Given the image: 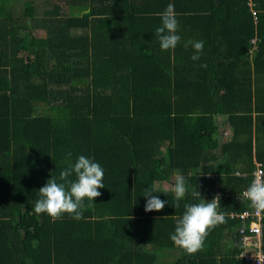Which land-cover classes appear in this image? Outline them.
<instances>
[{
  "label": "trees",
  "instance_id": "1",
  "mask_svg": "<svg viewBox=\"0 0 264 264\" xmlns=\"http://www.w3.org/2000/svg\"><path fill=\"white\" fill-rule=\"evenodd\" d=\"M10 3L0 0V264H250L230 213L251 206L241 193L255 162L264 176V0H27L21 15ZM169 3L181 42L163 51L155 28ZM198 40L193 61L184 43ZM80 155L104 169L102 195L85 198L80 220L36 214L38 189ZM178 173L188 191L177 206L156 182ZM153 190L167 203L146 212ZM213 191L225 222L188 255L170 239L176 219Z\"/></svg>",
  "mask_w": 264,
  "mask_h": 264
},
{
  "label": "clouds",
  "instance_id": "2",
  "mask_svg": "<svg viewBox=\"0 0 264 264\" xmlns=\"http://www.w3.org/2000/svg\"><path fill=\"white\" fill-rule=\"evenodd\" d=\"M161 24L155 28V34L161 50H174L181 42L178 34L179 21L175 12V5L169 3L166 9L160 13ZM191 46L194 54L191 59L197 61L203 52L204 41H186L184 47ZM205 66V65H201ZM71 157V153L68 154ZM73 174L75 179H70ZM104 169L94 162L92 158L80 155L74 164L59 173L58 179L51 177L47 183L38 189L40 198L35 201L34 212L36 214L47 213L54 221L60 219L62 214L67 213L73 219L83 218L85 208L84 200L94 202L95 198L102 193L99 189L104 188ZM174 199L177 202L185 197L188 185L182 174L175 176L172 186ZM156 191H146V203L144 210L162 211L167 203L158 196L153 195ZM195 195L201 196L195 189ZM244 196L253 208L258 212H264V176H257L246 189ZM220 197L217 195L211 201L203 198L198 203L185 204L182 216L176 219L174 233L170 235L172 242L182 248L188 255H194L203 250L205 239L209 231L225 222V215L218 211ZM128 219L131 217L128 216Z\"/></svg>",
  "mask_w": 264,
  "mask_h": 264
},
{
  "label": "built area",
  "instance_id": "3",
  "mask_svg": "<svg viewBox=\"0 0 264 264\" xmlns=\"http://www.w3.org/2000/svg\"><path fill=\"white\" fill-rule=\"evenodd\" d=\"M254 165L255 167L251 172V183L257 176H263L261 164L255 162ZM245 191L241 193L242 198H245ZM211 195L215 197L219 195V192L213 191ZM230 216H235L241 220V225L237 228L239 240L242 245V251L239 256L250 264H264V253L262 250V213L258 212L251 205L249 209L240 213L231 212Z\"/></svg>",
  "mask_w": 264,
  "mask_h": 264
},
{
  "label": "crops",
  "instance_id": "4",
  "mask_svg": "<svg viewBox=\"0 0 264 264\" xmlns=\"http://www.w3.org/2000/svg\"><path fill=\"white\" fill-rule=\"evenodd\" d=\"M217 136H218V139L220 142H225V141L229 140V138L231 136L230 128L227 125L226 120L223 116L218 117V133H217ZM161 183H165V182H161ZM171 185L173 186V181L171 182ZM225 239L226 240H224V241L228 240L227 238H225ZM167 254L168 253H162L161 257H163V258L160 257V261H162V259H165L164 261L166 263H169V262L173 261L176 257L179 256V253L177 250H174V252L172 254H168V256H167ZM167 257H169L168 260H167Z\"/></svg>",
  "mask_w": 264,
  "mask_h": 264
},
{
  "label": "rangeland",
  "instance_id": "5",
  "mask_svg": "<svg viewBox=\"0 0 264 264\" xmlns=\"http://www.w3.org/2000/svg\"><path fill=\"white\" fill-rule=\"evenodd\" d=\"M11 8L12 11L15 15H21V14H26L25 8L28 6L27 4V0H11ZM41 34H44L43 30L39 31ZM23 50L25 51V47H22ZM175 178V177H174ZM156 188H161V189H165V190H172V185L171 182L169 183H161V182H156ZM174 252V250L171 251H166L165 253L168 254H172ZM167 254V256H168ZM163 258V257H161ZM169 259V257H167V260ZM165 259H162V261H164Z\"/></svg>",
  "mask_w": 264,
  "mask_h": 264
}]
</instances>
